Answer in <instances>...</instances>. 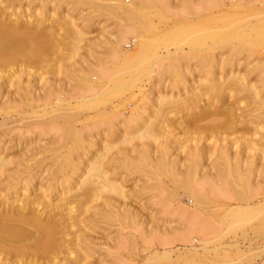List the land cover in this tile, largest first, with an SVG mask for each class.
<instances>
[{
    "label": "rangeland",
    "instance_id": "obj_1",
    "mask_svg": "<svg viewBox=\"0 0 264 264\" xmlns=\"http://www.w3.org/2000/svg\"><path fill=\"white\" fill-rule=\"evenodd\" d=\"M69 2L67 0V3ZM99 2L102 1L99 0ZM122 2L130 4L132 0H122ZM139 2L147 14L145 23L149 21L152 26L149 34L151 38L158 41L152 51L156 48V52H163L165 47L171 49L175 44H178L184 50V54H187L186 59L182 58L181 61L183 69L181 66V69L178 70L179 73L182 70L184 72L182 71L179 75L174 68L175 72H172L173 70L170 68L165 69L166 71L157 68L159 70L156 69L152 73L153 76L149 81L147 80L148 77L143 75L139 82H136L140 86L141 92L138 91V87L124 88L120 94L109 95L105 99L107 102L104 100L103 103L92 108L93 110L79 108L81 112L78 113L76 108L75 112L73 110L74 116L71 117V120L56 116L61 111L58 110L59 106L57 108L56 104L60 103L62 95L80 98L92 90L98 91L101 85L97 80L103 78L107 81V78L114 75L117 69L115 65L104 59V53H106L104 41L108 34H115L118 22L114 19H108L106 11L99 7L91 11V18H84L89 12V8L87 5H82L74 10L75 13L73 12L74 18H78L79 26L85 30V35L81 37L75 49L68 50L69 47L62 45L60 39L51 36L46 38V44L42 48L41 45L43 44L40 43V47L35 49L36 51L34 50L33 58L20 60L21 58L18 57L19 59L15 58L17 61L12 59L10 62H6L4 67H0L2 73H0V81L3 88L1 91L4 96L13 94L15 90L21 95L25 93L24 87L28 85L32 88L31 92H35L34 97H36L30 101L16 100L8 106L5 102L0 105V110H4V107L7 108L5 111H8L6 113L9 116H6L2 121L1 128L3 131L0 128V155L4 159H11L12 165L19 161V164L15 165L19 168L28 162L33 164L35 168L42 169L56 166L59 164V161H56L57 155H66V149H75L69 154L71 161L67 159L69 163H72L70 167H67L69 171L76 167L81 168L95 154L101 155L102 158H99L100 166H102V171L106 172H104L106 174L104 179L100 178L101 182L105 180L108 183L120 184L122 194L120 198L117 194L108 193L106 190L101 191L102 193H99V199L96 202L98 203V214L92 215L93 210L85 213L83 224H80L81 228L76 232L81 237L79 242L84 244L90 240L94 244V250L87 259L91 264H264V176L262 174L254 172L255 175L251 176L250 182L248 181L249 184L245 183L244 186L243 183L239 182L237 184L228 183L223 178L222 180L217 179V181L204 179L209 168L208 164H210V158L208 159L207 155L214 149H189L186 152V149H167L166 160L168 158L167 161L172 163V160L175 159L176 162L172 163V167L167 166L168 168L165 165L161 167V165L155 164L161 149H157V152L156 149H148L150 159L155 160L154 162L151 160L153 163L149 161L151 164L147 163L146 160L144 161L143 154L136 151L137 149L135 150L137 154L130 152L127 154L126 160L124 157H120V159L118 157L120 154H117L118 150L125 149V147L129 148L132 144L139 142L135 141V138L130 139L129 144L126 143L128 147L121 143L120 135L125 130L119 129L123 131L120 132L116 128L115 119H112L114 117H112L111 112L113 103H120L116 108L120 114L119 118L129 116L132 109L143 110L142 112L146 117L154 118L152 114H155L154 111L157 106L153 100L157 93L163 92L160 84L162 81L168 85L167 90H169V85L173 84L171 80L174 81L178 76H182L185 82L187 81L183 84H187V86L191 84V87L184 89L186 93H190L193 90V85L195 87L198 84L197 82L202 75L204 77L206 74L205 77L209 79L210 75L215 74V78L218 74V66L215 64L213 67H208L206 62H209L210 55L217 59H220V56L227 57L229 48L225 45L221 48H214L213 52L208 51L206 46L210 42L203 36L205 31L216 22L218 17L221 19L222 16L227 17V20L230 18L228 22L232 24L256 20L257 6L264 7V0H139ZM69 5H66V8ZM233 6L236 8L234 9ZM41 16L47 20L50 19L44 13ZM173 27H177L179 30L184 27L190 28L189 31L192 35L190 33L189 35L194 38V42L191 45L183 43L179 34L174 39L169 37L175 42L169 39L166 41L159 40V37L166 34L165 31ZM133 36H126V39L121 41V45L124 48L131 47L132 41L130 39ZM252 45L247 41L243 43L244 48L241 47L242 49L240 48L234 53L232 61L235 63L232 65L233 67L229 66V68L234 74L243 76L244 83L256 86L259 95L264 96V47L261 43L255 44L256 46L253 45V47ZM183 50L180 54L181 57L184 56ZM69 53H72V56ZM27 61L32 66H29L28 63L25 64ZM8 66L11 67L8 68ZM5 67L7 69H4ZM229 68L226 66L224 69L228 72ZM174 76L176 77L174 78ZM85 77L92 79V83H88ZM6 83L12 85L7 86ZM109 85H113V82L108 83L107 86ZM131 93L134 94L131 95ZM173 93L172 90L171 95L175 94ZM123 101L128 102L129 105L122 104ZM31 108L35 112H31ZM54 109L57 111L54 112ZM171 122H174V118ZM72 130L77 133L75 137L74 135L70 136ZM115 130L117 131L114 133ZM128 132L126 130L125 133ZM128 134V137L125 136L124 139H129L136 133H133L134 135ZM130 134L133 136L130 137ZM122 144L124 146L120 147ZM104 146H109V149H104ZM192 153L200 154L197 157L199 162L192 159ZM253 153L255 152L247 154L253 155ZM185 154L187 155L185 156ZM190 156L191 158L188 159ZM254 156L253 163H256V168L258 166L260 168L262 160L258 159L257 152ZM191 159L195 162L192 163L194 165L192 169L188 166ZM182 161L186 162L183 163ZM152 164L153 166H151ZM188 169L189 173H193V175L190 174L191 178L184 181L183 177ZM42 176H46L45 173ZM232 189L254 192L255 195L254 198L252 197L251 203L258 201L262 210L244 223L234 222L235 224H232L230 209L234 206L245 205L244 201L227 196V193L233 192ZM186 192L195 193L201 197L195 199L192 196H187ZM121 205L123 207L128 206L133 210V214L130 215L131 220H123L125 213L121 211L123 208ZM74 230L75 228L70 229L71 232ZM186 240L189 243L187 241L185 244L194 247V249H178L180 254L177 257L173 255L176 260L172 258L171 261H168V259L158 257L159 250L165 246L162 244L175 242L173 246L176 248L182 247L181 242ZM232 242L236 243V247L230 245ZM69 246H73L72 241H70Z\"/></svg>",
    "mask_w": 264,
    "mask_h": 264
},
{
    "label": "bare ground",
    "instance_id": "obj_2",
    "mask_svg": "<svg viewBox=\"0 0 264 264\" xmlns=\"http://www.w3.org/2000/svg\"><path fill=\"white\" fill-rule=\"evenodd\" d=\"M69 1L67 3V0H0V67H4L3 65L6 62L18 57L21 58L20 60L31 59L34 50L40 47V43L43 44L41 45L42 48L46 44V38L51 36L57 37L58 40L60 39L59 41H61L62 45L69 47H67L68 50L71 48L75 49L81 37L85 35V30L79 26L78 18H74L75 14L73 12L75 13L74 10L82 5H87L89 8V12L84 18H91V11L99 7L106 11L108 19H114L118 22V24L116 23L118 27L115 30V34H108L104 41L106 51L104 59L117 67L116 72L111 77H108L107 81L103 78L97 80L101 85L98 91L92 90V92L82 95L80 98L62 95L60 103L56 104L57 108L59 106L58 110L61 111L56 116L71 120V117L74 116L73 110L75 112L76 108L79 111L78 113L81 112L79 108L91 110L97 107L98 104L103 103L109 95L120 94L124 88L138 87V91L141 92L142 90L136 82H139L143 75L147 76L149 81L153 76L152 73L157 68L164 71L168 68L172 70L174 68L179 73L178 70L183 65L181 63L182 58L186 59L187 54H184V50L178 44H175L171 48L172 50L169 47H165L163 52H156V48L152 51L158 41L151 38L149 34L152 26L149 21L145 23L147 14L142 8L143 5L140 6L139 0H132L130 4H126L122 0H101L102 2H99V0ZM68 4L70 5L66 8ZM233 8L235 9L236 7L233 6ZM43 13L50 19L43 18L41 16ZM256 15L257 18L254 21L249 22V20H246L244 22H235L234 24L228 22L229 17L227 20V17L224 18L225 16L221 15V19L218 17L216 22L207 28L203 36L210 42L206 46L208 51L211 50L213 52L214 48H221L225 45L229 48L227 57L220 56L221 58L217 59L210 55L208 58L209 62L205 61L208 67H213L216 64L217 68H219L218 74L214 78L215 74L211 70L214 75H210L209 79L205 77L206 74L204 75L205 78L202 75L199 81H196L198 84L195 87L193 85L194 91H189L190 93H186L184 89L191 87V84L189 86L183 84L187 81L185 82L182 76H178L177 80H171V83L173 82L171 86L169 85V90L171 91L167 90L168 85H165V82L162 81L160 84L163 92L157 93L153 100L157 106V108L155 107V114L151 113L154 118H151V116L146 117L142 112L143 110L137 111L135 109L130 111L129 116L119 118L120 114L116 108H118L120 103L111 104L112 117H114L112 119H115L116 128L125 130L124 132L119 130L124 133L120 135L122 138V141L120 140L121 143L129 144V141L134 138L135 141L139 142L136 144L133 142L134 144H130L131 147L118 150L119 158L124 157L126 160L127 154L130 152L136 153L135 150L137 149L136 151L143 154L144 161L146 160L148 161L147 163L151 164L153 159H150L148 149H156V152L157 149H161L160 155L157 156L159 159L157 158L155 164L161 165V167H164V165L172 167L175 159L172 160V163L167 161L169 160L168 158L166 160L167 149H186L185 152L189 151V149H214L207 155L208 159L210 158V164H208L209 168L204 179L217 181V179L222 180L223 178L228 183L237 184L239 182L243 183L244 186L245 183L250 182V178L255 175L254 172L264 176V96L259 95V90L256 86L244 83V77L234 74L231 72L232 69L229 68L235 63L232 61L234 53L239 51L241 47L244 48L243 43L246 41L253 45L261 43L264 47L263 6H257ZM189 29L188 27L180 30L177 27L169 28L165 31V35L163 34L162 37H159V40H171L170 38L174 39L179 34L183 43L191 45L194 42V38L190 36L192 34ZM128 35H134L130 39L132 44L131 47L124 48L121 45V41L126 39ZM177 40L179 41V39ZM182 50L183 57L180 56ZM37 52L39 53V51ZM69 54L72 56V53ZM7 64L10 65V63ZM29 66L32 65L30 64ZM226 66L230 69L228 72L224 69ZM10 67L8 66V68ZM4 69L7 68L5 67ZM174 70L172 72H175ZM172 72L170 73L172 74ZM235 73L237 72L235 71ZM85 79L88 80V83H92V79L87 77ZM110 82H113V85L107 86ZM24 88L25 93L21 95L15 90L13 94L4 96L1 91L3 89L2 82L0 81V105L3 102L7 103L8 106L16 100L30 101L33 98L36 99L34 97L35 92H31L32 88L30 86L27 85ZM172 90L175 93H173L174 95H171ZM133 94L131 93V95ZM105 101L107 102V100ZM122 104L127 105L128 102L125 101ZM12 106L14 105L12 104ZM43 108L45 107L43 106ZM6 109L4 107V110H0V128L3 125L2 121L8 116ZM56 111L57 109H54V112ZM31 112H35V110L31 108ZM173 118L174 122H171ZM69 127L68 129H72V127ZM126 130L129 131L128 133L136 134H133L134 136L130 134V137L131 135L133 137L124 139L125 136L128 137L129 135L125 133ZM1 131H3L2 128ZM75 134L77 133L73 131L70 136L74 135L75 137ZM119 134L116 135L119 136ZM106 142L108 143V141ZM122 146L124 145L122 144L120 147ZM103 148L109 149V146H104ZM74 150L66 149V155L56 156V161H59V164L51 168L42 169H37L28 162L22 168H19L15 166L19 164V161L12 165L11 159H4L0 155V264H91L87 259L94 250V244L90 240L84 244L79 242L81 237L76 232L81 228L80 224H83L85 213L93 210L92 215L98 214V203L96 202L101 191L106 190L108 193L119 195V197L122 191L120 184L108 183L105 180L101 182L100 178L104 179V175H106L104 174L105 171L101 169L102 166H100L99 158H102L100 157L101 155L95 154L92 158L86 159L87 161L84 163L85 165H82V169L76 167L74 170L69 171L67 167H70L72 163H69L67 159L71 161L69 154ZM204 152L206 153V151ZM252 152H257L259 155L258 159L263 161H261L260 168H258V164L256 168V163H253L255 153L249 155ZM199 156V153H192V159L195 162ZM190 158L191 156L188 159ZM177 159L179 158L177 157ZM192 159L191 161L189 160V165L187 164L191 169L195 163ZM23 161L25 162L24 159ZM184 166L186 167V165ZM185 167L182 168L184 169ZM195 168L197 169V167ZM212 169L214 170L213 172L211 171ZM169 171L171 170L169 169ZM186 171L188 172L183 177L184 181L191 178L190 174L193 175V173H189V169ZM44 173L46 176H42ZM186 195L195 199L201 197V195L191 192H186ZM254 195V192L239 189L227 193L228 197L245 202L244 206L238 205L230 209L232 224L236 222L244 223L262 210L258 201V203H251ZM106 203L108 204V202ZM121 211L125 213L123 220H131L132 209L124 206ZM71 228H75L72 231L73 233L70 231ZM194 240L197 241L196 239ZM70 241H72L73 246H69ZM187 241L181 242L183 244L182 247L176 248L173 246L175 242L162 244L165 246L159 250L158 257L171 261L173 255L177 257L180 254L178 249H194V247L186 245ZM230 245L235 246L236 243L232 242Z\"/></svg>",
    "mask_w": 264,
    "mask_h": 264
}]
</instances>
